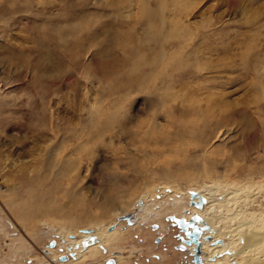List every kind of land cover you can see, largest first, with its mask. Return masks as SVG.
Instances as JSON below:
<instances>
[{
  "label": "rangeland",
  "instance_id": "1",
  "mask_svg": "<svg viewBox=\"0 0 264 264\" xmlns=\"http://www.w3.org/2000/svg\"><path fill=\"white\" fill-rule=\"evenodd\" d=\"M142 1L0 0V195L32 194L47 203L34 219L48 221L27 231L0 196V264H195L157 206L169 180L182 196L235 181L243 189L218 208L229 228L241 211L264 214V186L244 185L264 163V0H165L161 43ZM160 50L172 61L138 84ZM93 221L122 236L77 260L64 231L89 234L88 247Z\"/></svg>",
  "mask_w": 264,
  "mask_h": 264
},
{
  "label": "bare ground",
  "instance_id": "2",
  "mask_svg": "<svg viewBox=\"0 0 264 264\" xmlns=\"http://www.w3.org/2000/svg\"><path fill=\"white\" fill-rule=\"evenodd\" d=\"M147 2H148L147 0L142 1V3H143V9H142L143 10V17L145 18L146 24H147L146 25V33L151 36V39L159 38V40L161 41V39H162L161 38V29L163 28V27H161V23L164 24L165 19H166V17H165V8H166L165 4H166V2H165V0H160L158 7L155 9L148 6ZM73 28H74V26H73ZM76 29H77V25H76ZM175 30L173 29V31H175ZM185 36L188 37V35H185ZM159 40L157 39V43H161ZM158 55H159L158 59L152 64V67L150 66L151 71H148V72L141 74L139 76V78L137 79L138 84L143 83V84H146V86H148L149 82H152V80L153 81L157 80L158 75H160L161 72L163 73L164 70H166L168 64L172 61L171 59L173 58V56L168 55L165 52V50H162V51L160 50ZM150 84H153V83H150ZM142 85H140V86H142ZM157 95H158L157 99L159 101H161V93L157 94ZM188 123H184L183 125L185 127L186 126L188 127V126H190V124H188ZM156 128H157L156 123L155 122L152 123L151 129H156ZM183 133H184V130H183ZM150 135H152V133ZM64 147L66 148L67 144L62 143V148H64ZM75 149H76V147H75ZM202 150L208 151L209 148H206L203 146ZM207 153H209V152H207ZM63 159H64V157H63ZM62 162H63L62 164H64V166L66 168L69 167L72 163L68 157L64 161L62 160ZM171 173H169V175H171V178H172L175 175H173ZM253 173H254V171H253ZM255 173L262 175L261 179L257 180V181L248 180L249 182L244 184L247 186L246 188H250L251 185L253 186V183H254V185L259 184L261 186H264V163H263L262 167H260V169L255 170ZM23 179H24L23 183L25 184V186L28 189H32V188H34V186H36L35 180L32 177L31 178L23 177ZM164 183L165 184H163V186H162L163 189L161 191H159L157 193V195H159V194L163 195V193H164V196L170 195L171 199H169V198L167 199V197L163 196L161 198H166V199L165 200L161 199V201L156 200L158 203L157 206L165 208L167 210V212H172V214L170 216H177L179 218L185 217L188 219L193 214H199L203 218V220L205 222H207L209 225V229L204 232L203 237L200 239V241L198 243L197 242H192V243L184 242L186 245H188V249H190V251L192 253H196V256L198 257V261L195 264H264V214H258L257 215V214H254L253 212H251V213L249 212L250 215L245 216V213H247V212H245V210L241 211V212L237 213V215L242 214L241 217H239L240 218V224L235 226V227L229 228V226H227V224H226L227 222L225 223V219H226L225 213L219 212L218 208L220 206L225 205L224 203H226V201L230 202L229 201L230 197H228L229 194L238 193L239 190L243 189L242 187H238L236 185L235 181H231L224 186H220L219 184L218 185L213 184V183H217V182H213L212 184L205 183L201 190H199L198 188H195V187H191L185 192L184 196H182L183 193L181 191L180 192L182 194H180V192L178 191L179 188L177 189V187L173 184V181L169 180V181H166ZM13 184H15V183H13ZM7 189L12 190V189H14V187L9 186V187H7ZM167 189L169 191H167ZM155 190H156V188H155ZM155 190H153V191H155ZM191 190H195V191L201 193L203 196H205V198H207V203L205 204L204 208L199 209V208H196V207L191 206L189 204L191 201V194H190ZM30 192H31V190L28 191V193H30ZM5 195H6V193L1 194L0 196L5 197L4 200L6 201V203L8 205V201H10V200H9L8 195H6V196ZM219 195L220 196L224 195L225 199H221V197ZM155 196L156 195H154V197ZM179 196H182V197H179ZM33 197L34 196H32V194H31L29 196H21L19 199L16 198V200L14 199V200L10 201L12 206H14V205L17 206L16 207L17 213L20 217L18 222L21 224L23 222H25L28 227H26L24 225H23V227L27 231H34V227L36 226V224L43 225V224H46L48 222L47 220L42 219V218L41 219H34V217L40 216L42 211H44V209L46 208L45 205H47V203L41 201L42 203L39 205V207H37L36 204L32 203ZM47 207H49V206H47ZM154 207H152L151 210ZM215 208L217 209L216 211H214ZM145 210H150L148 205L145 206L144 211ZM220 211H221V209H220ZM155 214H156L155 219L156 218L158 219L161 216L160 211L159 212L156 211ZM32 215H33V219L35 220V221H33L34 226L31 224V221H25L26 219H30V217L32 218ZM143 216H145V214L141 215V217H143ZM230 221H231V219H230ZM92 224L97 225L96 226L97 232H96V234H94V236L100 242L93 244V245H89L88 247L83 246V241L85 240V238L90 236L89 234L80 233V235H79L80 238H70L69 236L77 235V233L74 232L75 230H73V231L65 230L64 231L62 229L64 231V234H63L64 237L67 238L66 239L67 242H64L63 245H64V247L70 246L72 248V252L78 253L77 254L78 255L77 260H83V259L89 258V257L95 258V256L98 255L99 250H100L99 245L108 246L109 247L108 249L111 250L112 248H114L115 244L113 245L110 242L113 240L115 241L116 239L119 240V238L122 236L121 231H119L120 226L116 230L111 231V230H108V228L111 226L109 223L102 225L99 223H95L93 221ZM17 226H18V224H17ZM239 227H241V228H239ZM239 232H240L241 238H240V242L238 243L237 239H235L234 236H235V234H237ZM240 235H238V236H240ZM208 236H209V238H207ZM225 237L226 238L230 237V240L226 241V242H220V240H222ZM212 258L213 259L215 258V260H211ZM6 263H7V261H3L1 264H6Z\"/></svg>",
  "mask_w": 264,
  "mask_h": 264
},
{
  "label": "water",
  "instance_id": "3",
  "mask_svg": "<svg viewBox=\"0 0 264 264\" xmlns=\"http://www.w3.org/2000/svg\"><path fill=\"white\" fill-rule=\"evenodd\" d=\"M191 201L190 205L196 208L202 209L207 203V198L203 196L201 193L191 190ZM169 220L172 221L174 225H177L181 232L184 233L180 235V238L183 242L192 243L199 242L203 237L204 232L209 229V225L207 222L203 220V218L199 214H193L190 218L185 217H177V216H168ZM209 238V236L207 237ZM196 256V255H195ZM198 261V257L196 256V262ZM114 264V262H111Z\"/></svg>",
  "mask_w": 264,
  "mask_h": 264
},
{
  "label": "flooded vegetation",
  "instance_id": "4",
  "mask_svg": "<svg viewBox=\"0 0 264 264\" xmlns=\"http://www.w3.org/2000/svg\"><path fill=\"white\" fill-rule=\"evenodd\" d=\"M12 264V263H11Z\"/></svg>",
  "mask_w": 264,
  "mask_h": 264
}]
</instances>
